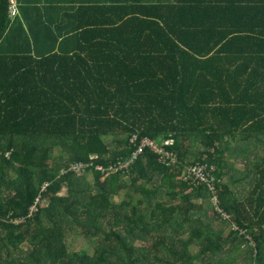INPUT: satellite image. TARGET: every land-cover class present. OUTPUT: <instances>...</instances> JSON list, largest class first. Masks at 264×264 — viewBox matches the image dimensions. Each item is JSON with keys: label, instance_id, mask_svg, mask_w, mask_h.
<instances>
[{"label": "trees", "instance_id": "1", "mask_svg": "<svg viewBox=\"0 0 264 264\" xmlns=\"http://www.w3.org/2000/svg\"><path fill=\"white\" fill-rule=\"evenodd\" d=\"M17 1L15 19L0 2V264H264V0H53L37 32ZM143 137L179 163L122 168ZM203 163L211 186L189 184Z\"/></svg>", "mask_w": 264, "mask_h": 264}, {"label": "built area", "instance_id": "2", "mask_svg": "<svg viewBox=\"0 0 264 264\" xmlns=\"http://www.w3.org/2000/svg\"><path fill=\"white\" fill-rule=\"evenodd\" d=\"M9 1V16L10 19H15L19 15L18 9V1L17 0H8ZM137 136H134L131 139V142H135L137 140ZM174 144V140H166L164 142L156 141L150 138L143 137L139 140L137 148L133 153L129 156L126 163H123L122 168H128L131 164H133L139 156H141L146 149H150L151 152L159 154L160 160L164 164L174 165L179 163V156L176 152L168 149V146H172ZM89 165L77 164L73 167L76 171H82L87 168ZM99 169H103V167H99ZM214 170V167L207 164H195L188 168L185 172V179L189 182V184L193 186L206 185L211 186V172ZM214 203L218 202L216 199H213ZM38 203V202H37ZM37 209V204L33 206L30 210V215L34 213ZM226 217V215H225Z\"/></svg>", "mask_w": 264, "mask_h": 264}, {"label": "crops", "instance_id": "3", "mask_svg": "<svg viewBox=\"0 0 264 264\" xmlns=\"http://www.w3.org/2000/svg\"><path fill=\"white\" fill-rule=\"evenodd\" d=\"M0 2H1V0H0ZM20 3L22 5L21 8L29 10V12H30L29 13V16H31L30 17V22H31L30 25H32V27L34 29V32H37L38 30L43 29V26L37 25V23L34 20V18H35L36 14H37L38 8L43 10V11L44 10H48V9H52L53 5H54L53 0H20ZM43 14H44L43 18L45 19V22H46L44 28L47 29V25H48L47 19L51 18V16L48 14V12H45ZM18 22L25 23V14L23 15L22 11H21V19L18 20L16 23H18ZM16 23H14V25ZM25 28H26V26H25ZM231 156H233V158L235 157L237 160L238 159H242V157L239 158V156L235 155L234 153H227V157H228V159L230 161H233L232 159H230ZM238 168H240V167H238ZM226 179H227V177H226Z\"/></svg>", "mask_w": 264, "mask_h": 264}, {"label": "rangeland", "instance_id": "4", "mask_svg": "<svg viewBox=\"0 0 264 264\" xmlns=\"http://www.w3.org/2000/svg\"><path fill=\"white\" fill-rule=\"evenodd\" d=\"M233 160V162L236 164V166L238 167H242L244 166V164H246L244 161L241 162L240 160L241 159H236L235 157L233 158V156H231V158ZM243 159V157H242ZM67 195V190L64 189L62 191V193L60 194V196L64 197ZM209 215H212V213L210 212ZM213 216V215H212ZM226 226V225H225ZM225 230L226 232H228V229L225 227ZM68 244H69V248L70 250L72 251H81V250H88L91 254L94 253V250H95V247L94 245L89 241L87 240L84 236L82 235H77V234H72L70 237H69V240H68Z\"/></svg>", "mask_w": 264, "mask_h": 264}]
</instances>
